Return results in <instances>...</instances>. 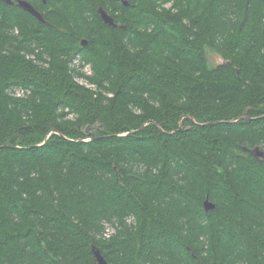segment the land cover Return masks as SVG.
<instances>
[{"label": "trees", "instance_id": "obj_1", "mask_svg": "<svg viewBox=\"0 0 264 264\" xmlns=\"http://www.w3.org/2000/svg\"><path fill=\"white\" fill-rule=\"evenodd\" d=\"M27 1H0V264H264V0Z\"/></svg>", "mask_w": 264, "mask_h": 264}, {"label": "water", "instance_id": "obj_2", "mask_svg": "<svg viewBox=\"0 0 264 264\" xmlns=\"http://www.w3.org/2000/svg\"><path fill=\"white\" fill-rule=\"evenodd\" d=\"M0 1L6 4H9V5L15 4L21 9H23L24 11L28 12L29 14L37 18L39 21H42V22L44 21L41 13L37 11L34 8V6L27 0H16V1L15 0H0ZM123 3L127 4L126 1H123ZM97 11L100 15L101 20L103 21L105 25L113 26V27L116 26L113 16L109 14L102 6H99ZM81 44L82 46H85L86 40H82ZM243 150L253 155L257 160L264 162V149L260 145H255L253 147L243 146ZM214 207H215L214 203L211 200H209L208 197H206L203 201L204 210L209 211V210H212ZM91 250L95 257L94 264H108L106 259L100 253V250L94 244L91 245Z\"/></svg>", "mask_w": 264, "mask_h": 264}, {"label": "rangeland", "instance_id": "obj_3", "mask_svg": "<svg viewBox=\"0 0 264 264\" xmlns=\"http://www.w3.org/2000/svg\"><path fill=\"white\" fill-rule=\"evenodd\" d=\"M208 60H209L210 65H215V64H217V63L222 62V60L220 59V57H219L218 55L214 54L213 52H209V53H208ZM84 70H85L86 72H89V67L86 66V67L84 68ZM79 81H82V80H79Z\"/></svg>", "mask_w": 264, "mask_h": 264}]
</instances>
